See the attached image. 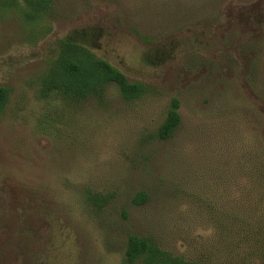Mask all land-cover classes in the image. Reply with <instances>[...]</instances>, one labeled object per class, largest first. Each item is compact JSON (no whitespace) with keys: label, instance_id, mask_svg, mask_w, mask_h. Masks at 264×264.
Segmentation results:
<instances>
[{"label":"rangeland","instance_id":"obj_1","mask_svg":"<svg viewBox=\"0 0 264 264\" xmlns=\"http://www.w3.org/2000/svg\"><path fill=\"white\" fill-rule=\"evenodd\" d=\"M26 41L0 13V264H132L130 234L224 264L216 215L264 188V0H57ZM93 28L94 51L147 92L65 112L39 96L57 40ZM181 123L158 131L172 100ZM147 195L135 201L138 193ZM96 198H91V197Z\"/></svg>","mask_w":264,"mask_h":264},{"label":"trees","instance_id":"obj_2","mask_svg":"<svg viewBox=\"0 0 264 264\" xmlns=\"http://www.w3.org/2000/svg\"><path fill=\"white\" fill-rule=\"evenodd\" d=\"M57 0H0V13L19 18L26 41L35 43L53 29ZM97 34L93 28H76L57 40L56 55L39 77V96L48 105L68 111L96 99L104 101L109 87L115 86L121 96L134 101L147 92L141 81H132L126 73L94 51ZM11 89L0 85V114L10 100ZM180 100L174 98L159 128L161 138L171 137L181 123ZM147 195L138 193L135 201L144 202ZM96 198V197H91ZM247 211H224L216 215L225 247L224 264H264V188L249 200ZM126 255L132 264H201L162 248L153 238L130 234Z\"/></svg>","mask_w":264,"mask_h":264}]
</instances>
